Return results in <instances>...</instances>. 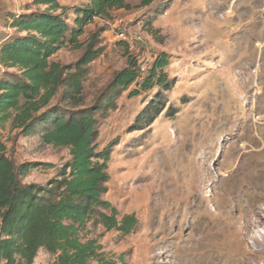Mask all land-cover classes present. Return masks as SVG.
Here are the masks:
<instances>
[{
	"label": "rangeland",
	"instance_id": "obj_1",
	"mask_svg": "<svg viewBox=\"0 0 264 264\" xmlns=\"http://www.w3.org/2000/svg\"><path fill=\"white\" fill-rule=\"evenodd\" d=\"M28 2L0 6L17 12ZM59 2L73 8L88 0ZM98 30L103 51L87 67L81 106L94 103L129 57L146 74L164 53L172 85L130 97L132 86L98 124L99 149L111 146L104 198L119 218L133 215L139 224L122 235L91 221L80 239L96 240L117 264H264V0L131 2L87 26L80 41ZM83 51L65 47L50 61L74 66ZM156 96L165 107L148 127H136ZM0 139L17 165H53L34 169L25 183L45 184L70 159L68 149L42 144L39 132L19 137L6 129ZM243 145L263 151L243 154ZM53 261L39 250L33 264Z\"/></svg>",
	"mask_w": 264,
	"mask_h": 264
},
{
	"label": "trees",
	"instance_id": "obj_2",
	"mask_svg": "<svg viewBox=\"0 0 264 264\" xmlns=\"http://www.w3.org/2000/svg\"><path fill=\"white\" fill-rule=\"evenodd\" d=\"M159 1L88 0L69 8L59 0H31L17 12L0 6V131L8 129L19 137L39 132L42 144L66 148L70 156L45 184L25 183L24 177L34 169L53 165H17L0 139V262L33 264L39 250H44L54 257L53 264H117L96 240L79 237L91 221L106 232L122 235L131 234L139 224L133 215L119 218L104 198L111 146L99 149L97 126L132 86L130 97L155 88L169 90L172 82L164 71L169 60L159 53L143 74L136 58L129 57L127 66L113 74L94 103L81 106L87 67L103 51L97 48L103 30L83 42L80 38L95 20H108L113 11L129 10L131 2L149 8ZM120 45L128 49L125 42ZM65 47L84 48L74 66L50 61ZM163 107L162 96L152 98L136 127H148Z\"/></svg>",
	"mask_w": 264,
	"mask_h": 264
},
{
	"label": "bare ground",
	"instance_id": "obj_3",
	"mask_svg": "<svg viewBox=\"0 0 264 264\" xmlns=\"http://www.w3.org/2000/svg\"><path fill=\"white\" fill-rule=\"evenodd\" d=\"M241 150H242L243 154L250 153V152H254V153L259 154V153H261V152L263 151V148H260V149H253V150H251V151H248V150H247V146H246V145H243V146L241 147Z\"/></svg>",
	"mask_w": 264,
	"mask_h": 264
},
{
	"label": "built area",
	"instance_id": "obj_4",
	"mask_svg": "<svg viewBox=\"0 0 264 264\" xmlns=\"http://www.w3.org/2000/svg\"><path fill=\"white\" fill-rule=\"evenodd\" d=\"M119 37H120V41L126 42V34L123 31L119 33Z\"/></svg>",
	"mask_w": 264,
	"mask_h": 264
},
{
	"label": "crops",
	"instance_id": "obj_5",
	"mask_svg": "<svg viewBox=\"0 0 264 264\" xmlns=\"http://www.w3.org/2000/svg\"><path fill=\"white\" fill-rule=\"evenodd\" d=\"M152 7H153V6H151V7H149V8H152ZM153 60H154V58H153ZM153 60H152V61H153ZM149 61H150V60H149ZM149 61H147V62H149ZM151 63H152V62H151Z\"/></svg>",
	"mask_w": 264,
	"mask_h": 264
}]
</instances>
